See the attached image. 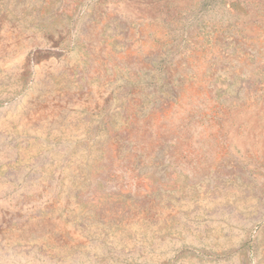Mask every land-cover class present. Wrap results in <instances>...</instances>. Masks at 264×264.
Segmentation results:
<instances>
[{
    "label": "rangeland",
    "instance_id": "1",
    "mask_svg": "<svg viewBox=\"0 0 264 264\" xmlns=\"http://www.w3.org/2000/svg\"><path fill=\"white\" fill-rule=\"evenodd\" d=\"M0 264H264V0H0Z\"/></svg>",
    "mask_w": 264,
    "mask_h": 264
}]
</instances>
